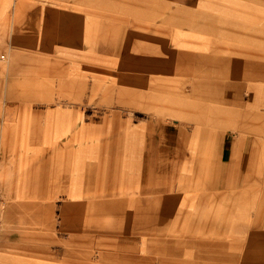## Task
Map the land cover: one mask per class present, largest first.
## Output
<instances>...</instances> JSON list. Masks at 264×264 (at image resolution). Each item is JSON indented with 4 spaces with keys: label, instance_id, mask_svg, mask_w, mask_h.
<instances>
[{
    "label": "rangeland",
    "instance_id": "rangeland-1",
    "mask_svg": "<svg viewBox=\"0 0 264 264\" xmlns=\"http://www.w3.org/2000/svg\"><path fill=\"white\" fill-rule=\"evenodd\" d=\"M158 2L0 0V54L6 56L0 58V264H264V177L253 178L264 175V163L237 164L224 155L221 165L217 142L225 123L214 97L220 87L208 82L224 73L213 65L250 49L254 59L260 56L264 0ZM146 22L172 52L168 60L115 51L121 44L108 26ZM93 34L91 43L84 40ZM134 59L167 69L119 67ZM125 71L150 77L152 86L142 89H155L157 102L104 101V86ZM97 72L109 80L92 78ZM199 80L208 84L200 87ZM106 122L118 127L103 133ZM206 126L211 165L203 162ZM148 131L158 139L179 137L187 147L194 132L195 150L174 151V167L185 179L206 177L219 164L228 179L212 185L208 208L197 178L173 185L146 169L140 142ZM234 135H227L230 142ZM123 174L135 175L132 193L125 192L130 182ZM148 181L164 188L157 191L164 215L147 210L149 191L137 192ZM209 219L215 225L207 230Z\"/></svg>",
    "mask_w": 264,
    "mask_h": 264
},
{
    "label": "crops",
    "instance_id": "crops-1",
    "mask_svg": "<svg viewBox=\"0 0 264 264\" xmlns=\"http://www.w3.org/2000/svg\"><path fill=\"white\" fill-rule=\"evenodd\" d=\"M264 31L261 30L262 36L261 40L263 42ZM254 50V49H253ZM253 50H246V56L237 57V55L228 61L221 62L223 64L213 65L214 69L219 71L224 70V73L221 72L219 75V79H214L213 81H208L213 85H218L220 87V91H217L215 94V98H217V105L218 109L221 110L222 117L224 118L225 123V130H223V136L219 137V154L216 157L223 164L221 161L225 157L234 158L235 163L237 164H248L251 163L255 165V163H264V80L263 79H256L251 78L253 72L255 74L264 75V50H261L260 56H254ZM248 52L251 54L249 55ZM251 57V60L250 58ZM240 64V65H239ZM206 67V66H205ZM240 67V68H239ZM250 68H252L250 70ZM244 69V70H243ZM252 71V72H250ZM199 86L204 87L208 84L207 80H199ZM248 92L251 94L249 95ZM185 99V98H184ZM201 118H204L203 116ZM226 118H232L226 119ZM208 121V120H207ZM155 128V127H153ZM155 130V129H152ZM201 146L203 151L206 152L205 158L203 162L209 163L211 165V157L210 153L207 152L211 149L210 145V129L208 126L202 127L201 129ZM220 130L219 132H221ZM146 137H144V141L140 142L141 152L147 154L144 163L146 164V169L150 171V173L159 174L158 176H165L168 177V181L174 185L175 183H185L191 184L194 182L193 179H196L194 183H198L195 187L197 189L203 190L205 194V206L206 208L209 207V198L211 197L209 192L212 185L216 182H222L225 179H228L227 175L220 174L219 164L216 171H212L209 169V174L206 177L198 175L196 178L185 179L182 170L180 167H174L176 162L177 154L174 151L179 150H189L193 151L196 149V144H194V132L191 134V142L190 147H187L188 144H180L179 137H177L176 141L172 140V138L162 139V135H159V139L157 138V132L155 131H148ZM153 133V134H152ZM233 133L234 136L230 142L227 136L228 134ZM183 137V136H182ZM174 142V144H172ZM186 145V146H185ZM196 145V146H195ZM179 146H185V149ZM122 151V149H121ZM129 149L125 148V153H121L123 156V162L126 165V157L125 155L128 154ZM229 151V152H228ZM170 155V157L168 155ZM226 155L224 158H222ZM191 161V160H190ZM168 162V163H167ZM172 162V163H171ZM169 166L168 168L164 166ZM165 169V170H164ZM182 169V168H181ZM160 170H164L163 172H159ZM169 170V171H167ZM257 172V175H253V178H262L264 177L263 174ZM197 175V174H196ZM199 177H203L200 179ZM174 178H180L177 182ZM241 179H245L242 177ZM239 180V179H237ZM146 190L144 192L149 191L152 195L149 198H146V206L147 210L155 211L160 214L164 215V203L162 201V196L157 192L161 191L164 188L157 185L155 182L148 181L145 185ZM161 189V190H160ZM164 199V198H163ZM143 200V199H142ZM134 197L132 198V202H135ZM140 201V200H138ZM192 209H193V202H192ZM171 206L166 207L165 209H170ZM4 209V208H3ZM177 210V209H176ZM208 215L212 214V211L207 209ZM194 211L191 212H175L173 215H183L184 213L193 214ZM214 215V214H213ZM208 225L205 229L209 230L212 229L215 225V219L212 221L214 225L211 224V219L208 221ZM220 224V221L217 220ZM217 224V223H216ZM117 227H115L112 231H114ZM212 261V260H210Z\"/></svg>",
    "mask_w": 264,
    "mask_h": 264
},
{
    "label": "bare ground",
    "instance_id": "bare-ground-1",
    "mask_svg": "<svg viewBox=\"0 0 264 264\" xmlns=\"http://www.w3.org/2000/svg\"><path fill=\"white\" fill-rule=\"evenodd\" d=\"M159 1L160 2H158V3H160L163 7L169 5L168 0H159ZM151 5H153V4H151ZM184 17H186V16L184 15ZM134 26L138 27L139 29L140 28L147 29L148 31H142V30L139 31L138 29H135V27L130 29V27L126 26L125 24L124 25L119 24V26L118 25L108 26V27L114 28V31H112V34L116 38L114 40H117V43L121 44V45H118L115 47V51H119L122 53L129 52V55L131 54L132 56L148 57L151 61L156 60L157 58H160L163 61H166L169 59V55L172 54V52H169L168 49L165 47V41L164 40H160L154 36V34L152 33L153 27L151 26V24L149 22L141 23L140 25L134 24ZM211 28H214L217 31L222 30V28L221 27L219 28V26H217V25L216 26L214 25L213 27L211 26ZM83 29L87 30V28H83ZM88 30L91 33L90 28ZM102 37L108 38L106 36H102ZM88 38L89 39L85 38L84 40H87L89 43H91L92 39H94V40L96 39V36H95V34H93L92 37H88ZM157 43H159V45ZM119 67L121 69H124V70H125V68L134 69V70H141V69H155V70H157L158 68L159 69L166 68L164 65H161L158 68L151 66V64H149L148 66H145L141 63L139 64L138 59H136V60L134 59L132 61H129V63H125V64H123V62H122V64L119 65ZM166 72H168V71H166ZM93 77L98 78V79L100 78V80H106V81H108L110 78V76H108L106 73H99V72L92 74V78ZM96 80L97 79H95L94 83L96 82ZM111 81H112L111 87L109 84L108 86H104V88L102 89L103 95H104V98L103 97L102 98L104 101H107L108 103L116 101V102H119L122 104V103H126L128 101H132L135 103L137 101L138 102H148L149 100H151L152 104L157 102L158 94H157V91L155 89L154 90L152 89L150 92H148L147 89L144 92L142 89V84H144V85L148 84L149 87L152 86L150 77H148L146 80L145 78H143L142 74L140 75L138 73H131V72L125 71V72L119 73L117 78H113ZM77 83L78 82H75V85ZM149 83L151 84V86ZM97 84L98 83H96V85ZM96 85H94L93 91L98 90V87ZM161 87L163 90L162 95L166 98L168 95V94H166V88L168 86L164 82L161 85ZM99 89H101V88H99ZM92 93H94V92H92ZM109 93H110V95H108ZM106 98H110V99L105 100ZM117 127H118V125H112L111 122H108L106 125L102 126L101 129L103 130V133H107L108 131L111 130V128L114 129ZM99 128H100V126H98V129ZM112 148H115V146L113 144H112ZM125 175L126 174H123V180L128 179V181L130 182L128 189L125 190V192L129 194V193L133 192L132 187L135 185V182H134L135 181V178H134L135 175H133V176H130V175L125 176ZM115 178H117L116 174H115ZM138 187H141V188H138L137 192H141V193L144 192V190L142 188V184H140V186H138ZM135 226L136 225L134 224L133 228ZM115 227H118L117 224L114 225V228ZM114 228H112L111 230H113ZM171 242L173 243V246L176 245V248H177V245L180 244V242H176V241H171ZM178 246H180V245H178ZM170 249H175V248L171 247ZM208 264H214V262L210 261Z\"/></svg>",
    "mask_w": 264,
    "mask_h": 264
},
{
    "label": "built area",
    "instance_id": "built-area-1",
    "mask_svg": "<svg viewBox=\"0 0 264 264\" xmlns=\"http://www.w3.org/2000/svg\"><path fill=\"white\" fill-rule=\"evenodd\" d=\"M6 56L4 54H0V58H5ZM2 213H3V204H2V199H1V196H0V220L2 218Z\"/></svg>",
    "mask_w": 264,
    "mask_h": 264
}]
</instances>
